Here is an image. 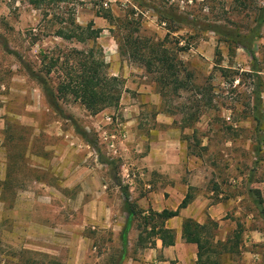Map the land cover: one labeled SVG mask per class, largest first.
Returning <instances> with one entry per match:
<instances>
[{
  "label": "rangeland",
  "instance_id": "obj_1",
  "mask_svg": "<svg viewBox=\"0 0 264 264\" xmlns=\"http://www.w3.org/2000/svg\"><path fill=\"white\" fill-rule=\"evenodd\" d=\"M72 20L102 30L96 43L57 37ZM128 31L176 54L211 102L195 88L160 94L121 46ZM93 46L122 83L120 103L94 115L68 97L61 116L20 59L39 69L44 54ZM124 192L142 213L125 253ZM188 194L225 221L204 211L219 223L214 249L241 234L220 264H264V0H0V264L142 262L155 242L144 218Z\"/></svg>",
  "mask_w": 264,
  "mask_h": 264
},
{
  "label": "trees",
  "instance_id": "obj_2",
  "mask_svg": "<svg viewBox=\"0 0 264 264\" xmlns=\"http://www.w3.org/2000/svg\"><path fill=\"white\" fill-rule=\"evenodd\" d=\"M66 0H33V3L40 7L43 4L56 5ZM105 19L112 21L114 17L110 10H105ZM124 24V22H123ZM124 26V25H122ZM122 28V27H120ZM102 30L94 29L92 25L82 27L72 20L66 28H60L55 33L57 37L65 40H77L81 43L94 42L100 37ZM240 42L242 38L237 36ZM122 47L129 49L130 56L142 64L147 74L153 76L160 89V94L166 96L174 90L178 94L180 90L188 92L193 91L200 93L202 98H211L206 87L192 86V76L187 73L181 60H179L171 50L164 44L153 43L142 37L135 38L134 33L128 31L124 36L119 38ZM247 48L244 42H241ZM187 48H180L184 51ZM7 53H13L6 46ZM41 66L39 69L29 61L20 59V65L25 69L28 76L32 78L44 91L49 99L50 105L61 116L65 115L62 102L68 97L79 101L91 114H98L107 108L117 107L122 96V83L108 73V64L106 63L103 53L97 46H93L88 51L73 50L66 58L60 56L51 57L44 54L40 59ZM57 78L53 74L59 72ZM207 102V100H206ZM203 103V101H202ZM196 115V114H195ZM80 135L89 141L87 132L80 129L74 124ZM261 147L259 146V151ZM125 207L128 213V221L121 233L124 253L128 246V235L132 223L135 219L141 218V212L137 210L131 202L128 192H124ZM193 199L190 194L186 195L177 210L165 209L161 212L152 211L147 218H144L145 231L149 232L150 237H154L163 242L165 247L174 246L176 242V232L174 229L166 227V222L172 218L178 217L182 209L187 208ZM264 203L257 201V207L264 216ZM219 228V223L208 219L204 224L194 219H185L182 224V238L186 243L194 244L198 249L197 264H220V258L226 253H234L239 247L241 234L236 233V242H217L223 250L214 249L213 241L215 238L214 230ZM139 241L143 244V232L140 231ZM26 253V252H23ZM215 255V258L213 256ZM46 261L40 264H63L57 259L44 256ZM20 264H29L23 261ZM35 264V263H34ZM38 264V263H36Z\"/></svg>",
  "mask_w": 264,
  "mask_h": 264
},
{
  "label": "crops",
  "instance_id": "obj_3",
  "mask_svg": "<svg viewBox=\"0 0 264 264\" xmlns=\"http://www.w3.org/2000/svg\"><path fill=\"white\" fill-rule=\"evenodd\" d=\"M206 203L207 201L204 199H196L187 208L182 209L178 217L172 218L166 222V227L174 229L176 232V242L174 246L165 247L161 240L155 238V242L152 244V246L148 247L150 250V254H147L142 262H132L128 264H197V246L194 244L186 243L183 240L182 224L185 219L189 218L194 219L201 224H204L206 222L204 218V211L208 208V205ZM177 209L178 207H173L168 210ZM208 209L210 217L212 219L219 221L220 225L225 224V221H222L220 217H217L216 210H212L214 209L213 207ZM163 210H158V212H161Z\"/></svg>",
  "mask_w": 264,
  "mask_h": 264
}]
</instances>
